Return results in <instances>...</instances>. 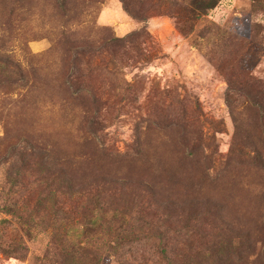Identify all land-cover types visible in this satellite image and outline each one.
<instances>
[{
	"label": "rangeland",
	"instance_id": "374dc122",
	"mask_svg": "<svg viewBox=\"0 0 264 264\" xmlns=\"http://www.w3.org/2000/svg\"><path fill=\"white\" fill-rule=\"evenodd\" d=\"M129 2L140 17L124 0H0V58L22 68L0 61V264H171L180 249L176 264H264V0ZM67 175L132 184L79 192ZM143 180L161 205L142 233ZM125 209L146 238L109 232ZM218 240L245 244L244 263L210 255Z\"/></svg>",
	"mask_w": 264,
	"mask_h": 264
},
{
	"label": "trees",
	"instance_id": "16d2710c",
	"mask_svg": "<svg viewBox=\"0 0 264 264\" xmlns=\"http://www.w3.org/2000/svg\"><path fill=\"white\" fill-rule=\"evenodd\" d=\"M221 2V0H193V4L196 7V9H200V10H205L208 11L210 9L215 8L217 5H219ZM125 3V7L126 9L134 16L136 17H140V11L135 10L131 3L129 2V0H124ZM206 13V12H205ZM69 15V14H68ZM197 17V15H195ZM65 21H68L65 20ZM126 40L122 39V38H115L114 42H109L107 41L105 43V45H109L111 48H114L116 46H118V44H126ZM84 46L83 48H81L82 50H84L86 53L92 52L95 50V48L93 47V44L87 42L86 44L82 45ZM104 48V47H103ZM101 49H99L98 51H100ZM83 51V52H84ZM0 61H4L7 63L10 62L12 65L16 66L19 69H22L20 67V65L15 64L14 61H12V59L6 58V60L4 58H0ZM234 118L237 121V117L234 116ZM239 126L237 125V128ZM253 147V151L255 153V156H258L259 159L261 160V162H264V150L262 149V147L260 148V146L256 143H252L251 144ZM33 155H35V159H37L38 162H40L41 165H44V161H41V159H44L46 152L42 149V148H37L35 147V149H33ZM45 168H48V166L45 164L44 166ZM61 181L63 182V184L69 188V189H74L76 190L75 187H78L77 183L70 177V176H64ZM98 181V180H97ZM99 182V183H98ZM97 186H105L106 184H111L114 188L118 189H123L126 186H129L132 184L131 180L126 181L123 179H118V178H111L109 180H105V181H98ZM140 184L138 185V188L140 190L139 193H137V196L135 197L133 204L131 207H136L135 208V212H136V220H134V222L137 223L138 226V231L143 232H150L153 229V225H152V221L150 219L153 220L154 217H158V209L159 206L161 205L160 202L157 199V194L156 191L154 190V187L152 186V184H150L149 182L146 181H140ZM82 185V184H81ZM95 186L92 182H87L85 184H83L82 186L78 187V191L79 192H84L86 190H91L93 191ZM73 192L71 193H74ZM90 191V192H91ZM156 206L157 208L154 209L153 206ZM153 208L154 212L153 214H150L149 211H151L150 208ZM125 209L124 211L121 212V214L119 212H116V210L112 211L111 214V218L110 220L107 221L108 223V229L110 230V233H113V235L115 237H117L118 239L121 240H127V241H137L141 238H146L147 236H140V234L138 233H131V228L133 226V221L132 220H128L127 216L130 215L131 211ZM149 210V211H148ZM92 216V215H91ZM150 216H152L150 218ZM94 217V216H93ZM92 217V219H93ZM118 218V219H117ZM171 228V227H169ZM221 231V230H220ZM219 231V232H220ZM139 232V233H141ZM219 232H211L209 233V235L212 236H221L224 235L225 233H219ZM206 233V232H205ZM158 239H167L168 238V231L164 230V233H159L157 234ZM222 240H218V241H214L209 247H206L207 251L210 253V255H218L222 260L227 261L228 258H230V252L233 250L234 254H236V256L238 257V261L239 263H244L243 258H244V253L242 248L244 249L245 244H243L242 242H240L241 244L238 245L237 247H234L232 244H229V242H227V245H224L223 242H221ZM228 241V240H227ZM203 245V244H202ZM186 246L189 247V251H191L192 247H193V242H189L188 245L186 243ZM252 247V246H250ZM186 251V249H185ZM177 255H183V249L178 250V252H174V254L171 256L170 263L171 264H176L177 263Z\"/></svg>",
	"mask_w": 264,
	"mask_h": 264
}]
</instances>
